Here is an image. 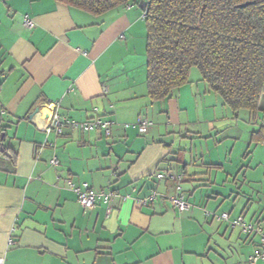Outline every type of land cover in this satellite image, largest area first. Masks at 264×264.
Here are the masks:
<instances>
[{"label":"crops","instance_id":"1","mask_svg":"<svg viewBox=\"0 0 264 264\" xmlns=\"http://www.w3.org/2000/svg\"><path fill=\"white\" fill-rule=\"evenodd\" d=\"M139 2L94 14L57 0H0V264H264L248 260L257 236L205 214L220 211L205 209L216 196L200 188L207 177L196 165L221 160L239 174L264 149V111L254 122L246 110L235 117L194 68L170 97L151 101ZM52 101L64 118L115 123L110 134L68 125L46 133ZM139 116L152 122L145 133L122 126ZM68 179L112 189L110 210L101 201L82 208ZM258 188L238 211H221L264 229ZM152 190L153 201L136 202ZM179 192L190 208L173 205Z\"/></svg>","mask_w":264,"mask_h":264},{"label":"trees","instance_id":"2","mask_svg":"<svg viewBox=\"0 0 264 264\" xmlns=\"http://www.w3.org/2000/svg\"><path fill=\"white\" fill-rule=\"evenodd\" d=\"M94 14L136 0H57ZM146 93L170 97L196 67L208 88L250 120L264 111V0H146ZM248 4L240 6V4ZM254 133L263 136L258 130Z\"/></svg>","mask_w":264,"mask_h":264},{"label":"built area","instance_id":"3","mask_svg":"<svg viewBox=\"0 0 264 264\" xmlns=\"http://www.w3.org/2000/svg\"><path fill=\"white\" fill-rule=\"evenodd\" d=\"M145 12L143 13V16ZM23 24L27 28L34 27L35 23L33 19L27 15L24 16ZM105 89V86H103ZM49 113H47L46 122L41 126V129L46 133L54 132L60 134L65 125L71 126L74 129L82 131L90 130H102L106 134H110L111 127L115 123L111 119H103L100 116L87 118L84 120H76L72 118H64L57 111L58 102L52 101L49 103ZM152 125V122L142 116L136 118L133 122H126L122 124L123 127L134 126L138 129L140 133H145L148 128ZM50 164L57 166L59 160L56 157L50 159ZM156 176L158 178H170V179H180V175H174L166 171H157ZM68 186L75 192L77 202L84 209H89L93 207L97 202L101 201L106 204L107 211L110 210V203L114 195L112 189H102L94 190L90 184L86 181H80L75 183L72 180H67ZM176 188L179 190L180 185L177 183ZM157 196V192L152 190L146 197L137 199L136 202L140 205H146L149 202L153 201ZM170 199L173 205L179 210L188 209L191 206V203L187 201L183 192H179L175 195L170 196ZM206 215L212 216V218L217 221H225L232 227L239 228L240 232L247 237L257 236V245L256 248L249 254L248 260L252 263L257 262L258 260H264V229L261 228L256 222L247 220L242 214H238L235 217L231 218L229 212H209L205 211ZM9 242H11L9 240Z\"/></svg>","mask_w":264,"mask_h":264},{"label":"rangeland","instance_id":"4","mask_svg":"<svg viewBox=\"0 0 264 264\" xmlns=\"http://www.w3.org/2000/svg\"><path fill=\"white\" fill-rule=\"evenodd\" d=\"M197 70L196 67H193ZM264 101V95H263ZM264 123V118H263ZM252 148L257 149L261 146L260 141L253 140ZM254 146V147H253ZM213 152V151H212ZM261 157H264V149H258L257 155L249 156L246 162H242L243 165L241 166L240 173L232 172L230 173V168L224 161L219 160L221 163L220 167H213V168H205L201 164V160L198 159L196 165L199 166L200 169H205L203 175H206V185L201 186L200 188H205L207 191L213 193V196L210 198V203L206 206V210H212L215 206V210H227V211H238L240 209L239 205L241 203H245L249 201V198L254 199L256 195H262L261 192L258 190V186L264 187V183L256 182L258 177H264V162ZM230 175V176H229ZM251 179H254L251 181ZM264 189V188H263ZM208 192V193H209ZM264 193V192H263ZM197 195H194V200ZM204 198V197H203ZM214 202V204H213ZM218 222V227L221 228L225 227V223L221 221ZM237 230V229H236ZM216 244H221L220 240H215Z\"/></svg>","mask_w":264,"mask_h":264},{"label":"water","instance_id":"5","mask_svg":"<svg viewBox=\"0 0 264 264\" xmlns=\"http://www.w3.org/2000/svg\"><path fill=\"white\" fill-rule=\"evenodd\" d=\"M246 4H248V2H244V3L240 4V6H243V5H246ZM146 5H147V1H146V0H140V2H139V6H140V8H141L142 10H145V9H146ZM2 136H3V134H1V137H2ZM0 149L2 150L3 147L0 146Z\"/></svg>","mask_w":264,"mask_h":264}]
</instances>
